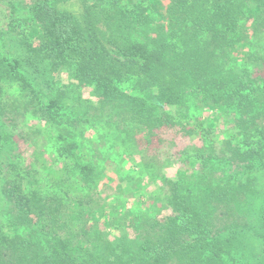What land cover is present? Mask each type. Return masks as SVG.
I'll use <instances>...</instances> for the list:
<instances>
[{"label":"trees","instance_id":"trees-1","mask_svg":"<svg viewBox=\"0 0 264 264\" xmlns=\"http://www.w3.org/2000/svg\"><path fill=\"white\" fill-rule=\"evenodd\" d=\"M13 10L0 13L11 17L0 23V264H234L235 253L264 264L250 252L264 240V0H93L81 18L49 0ZM28 116L56 157L36 144L38 175L22 168ZM176 128L200 137L193 176L214 204L173 187L137 213L102 195L111 164L129 159L119 176L132 185L157 170L130 154L138 135L160 148ZM210 163L241 173L209 180Z\"/></svg>","mask_w":264,"mask_h":264},{"label":"rangeland","instance_id":"rangeland-1","mask_svg":"<svg viewBox=\"0 0 264 264\" xmlns=\"http://www.w3.org/2000/svg\"><path fill=\"white\" fill-rule=\"evenodd\" d=\"M42 1L43 0H0V13L6 14V11L8 10L10 12L11 10L16 8H23L26 10L25 14L28 15L29 8L34 7L37 3H41ZM49 3L52 7L60 12H70L76 17L81 18L84 13L85 4H92L93 0H49ZM123 4L125 9H129L130 11L135 7L134 5H129L126 1ZM29 16L30 18H32L31 15ZM0 17L2 18L3 16L1 15ZM1 18L0 23L3 24L7 23L11 17L7 18L6 21H2ZM25 19L26 18L21 17V21H19L17 25H21L22 23L20 22ZM254 75L255 77L260 76L264 78V63H262L261 66H257ZM16 91V89L10 90V88H7L4 89L3 92L6 93V99H9L10 97H13V95H16ZM201 110L203 111L204 109ZM206 113V115H212L215 117L214 112L206 110ZM222 116H224L225 119H219V116H217V126L219 129V133H217L216 141L220 143L222 142L225 131L229 126V124L226 123L225 120L230 118V116H226L224 114ZM8 119L9 118H6L4 116V118H2V121L4 123H7ZM12 124L14 123H9L8 125L9 132H11L12 130ZM227 124L228 126H226ZM41 127L43 128L41 129ZM45 128L46 127H44L43 125L39 126V124L30 116L27 117L25 123L21 127V133H23V137L26 141H24V145L22 146L25 157L22 162V168L25 170V172L27 171V169H30L31 173H35L36 171V175H38V171L40 172V168L38 167V164H36L35 160L36 154L39 153H36V150H38L36 144L45 146L46 153L44 155V159L48 161L49 165L53 164V160H55L56 158L54 155L55 152L50 148L52 136H49L47 138V132ZM15 135L16 139H18V132H15ZM141 138V135H138L136 137L135 146L133 148L134 150L130 154L134 155L135 161L137 162L139 167L145 166L150 162L157 167V170H153L149 173V175L146 176L141 175L144 172L143 170H137V172L132 173V175H134L135 178L138 179L137 184L132 185L128 181H126L128 180L127 178L125 179L119 176L122 171H129V159H126L125 163L123 164H109L110 166L108 167L106 173L101 176L100 181V183L102 184L100 189L102 190L103 196H116L117 198H119L120 202L124 204H139L141 209L138 208L137 213H141L144 208L150 206L154 207V204L157 207H163L162 204H166L164 200L171 197V191L173 187L178 188L176 194L181 196V198H187L190 200L192 196H196L192 201L193 204H205V206L214 204L211 203L208 199L204 198L205 192L202 191V188L205 187L204 185H198L196 183V179L193 176V174H197L196 171L200 169V167H198V164H203L202 161L196 160L195 152L192 151L194 148H199V146L202 144L199 136L195 135L192 137H185L179 133L177 128L172 129V131L168 135L163 136L164 143L160 148L156 147L155 145L150 147L149 145H147V143L142 144ZM220 143L218 145H221ZM187 149L191 150L190 154L192 159L189 163H183V161H180V157H182V160H185L187 158V156L183 153ZM2 160L5 159L1 157L0 162ZM34 164H36V166ZM209 165L212 166L213 163H210ZM206 171L207 174H209V180H211L210 175H224L228 177L235 172L237 173V175L241 173V171L236 170L235 166H229L227 164L221 165L219 163H214L213 168L206 169ZM242 175L245 177V175L248 174L246 173ZM262 175L264 176V171H262ZM176 182L178 185L176 184ZM183 183L184 185H182ZM1 199L2 198L0 197V203L2 202ZM162 213L163 216L169 214V212L164 213V210ZM251 240V254L254 253L256 256L261 254L264 251V240L258 239L256 237H252ZM240 259L241 257L237 256L236 253L233 254V260L235 261L234 264H242V260Z\"/></svg>","mask_w":264,"mask_h":264}]
</instances>
